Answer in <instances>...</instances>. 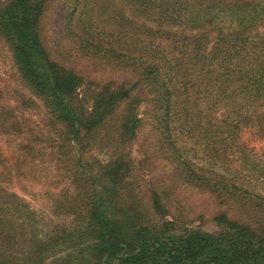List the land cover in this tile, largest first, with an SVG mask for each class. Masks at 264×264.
I'll return each instance as SVG.
<instances>
[{"label": "trees", "instance_id": "1", "mask_svg": "<svg viewBox=\"0 0 264 264\" xmlns=\"http://www.w3.org/2000/svg\"><path fill=\"white\" fill-rule=\"evenodd\" d=\"M47 1L0 0V38L10 47L25 88L46 110L56 132L53 146L57 148V154L61 151L77 154V158L72 157L75 160L71 170L77 177L75 186L81 185L82 189L71 196L68 207L74 216L71 221L75 227H84L87 236L93 238L89 248L85 247L93 260L83 261V264H97L101 260H105V264H264V196L196 171L184 159L181 141L174 132L178 97L181 93L188 94L189 90L198 91L195 83L199 79L190 70L191 66L202 70L215 68L214 79L219 84L215 86L220 95L217 102L220 104L223 96L235 101L225 103L227 114L215 119L214 133L234 132L247 121L254 122L258 131H263L264 1H236L230 5L231 10H240L243 14L236 13L238 17L231 20L232 25L227 30L219 29L216 35L210 36L204 30L201 17L194 18L193 28L184 23L194 4L208 11L220 7L219 4L210 5L211 0H156L159 19L156 24L150 20L137 22L133 13L130 17L119 15L123 20L120 28L109 38L98 34L94 29L97 27L83 20L84 13L94 14L92 8L84 11L89 6L88 0L68 1L67 29L82 48L97 54L104 52L108 59L133 74L129 84L109 83L99 87L90 106L75 94L84 79L53 60L41 40L40 20ZM153 1L128 0V5L139 4L147 9ZM221 1L224 7L225 0ZM75 29L80 32L76 33ZM170 40L172 45L168 43ZM138 42L143 45L140 47ZM179 42L180 49L177 47ZM208 43L211 45L207 46ZM174 46L181 51L180 55L176 54ZM219 68L222 71L218 73ZM239 97L246 105L257 104L260 111L243 113L236 101ZM22 102L35 104L25 98ZM142 102H149L153 107L154 128L164 136L167 148L178 154L175 159L188 181L208 187L212 192L222 189L241 202L246 200L241 206L245 207L246 214L252 212L247 220L220 213L215 216L222 227L218 232L189 229L168 234L138 222V215H132L131 209L123 210L119 218L116 212L121 201L120 189L132 170L128 148L141 120L137 108ZM0 112L7 113L0 129L17 131L19 127L11 119L13 109L2 106ZM254 114L256 121H252ZM43 139L45 137L41 136L37 140ZM101 146L108 149V159L98 163L97 176L95 173L89 177L92 185L94 179L104 182L103 189L110 197L97 191L96 186L91 190L85 187L88 175L78 169L75 171L81 160L78 154ZM9 196L19 215L14 227H39L43 223L39 213L27 201L13 192ZM79 237L76 235L74 240L70 236L67 243L78 245L81 243L77 242ZM30 239L32 256L26 263L42 264L43 254L50 247L45 246L37 235Z\"/></svg>", "mask_w": 264, "mask_h": 264}, {"label": "rangeland", "instance_id": "2", "mask_svg": "<svg viewBox=\"0 0 264 264\" xmlns=\"http://www.w3.org/2000/svg\"><path fill=\"white\" fill-rule=\"evenodd\" d=\"M68 1H47L39 33L50 57L84 79L75 94L90 106L92 96L99 87L109 83L129 84L133 74L128 68L123 69L108 59L104 52L97 54L82 48L67 29ZM103 1L88 0L89 6L84 11L92 8L94 14L84 13L82 18L85 23L97 27L94 29L98 34H105L107 38L119 30L123 21L119 15L130 17L133 13L137 22L150 20L156 24L159 21L156 0L150 2L151 8L147 9L139 4L129 6L128 0ZM236 1L239 2L225 0L223 7L221 0H211L208 2L210 5L219 4L220 7H212L209 11L194 4L189 8L184 26L193 28L192 21L199 16L210 36L216 35L219 29L227 30L232 25L231 20L243 14L240 10H231L230 5ZM75 32H80V29H75ZM107 38L105 41H109ZM168 43L173 44L171 40ZM138 45L141 47L143 43L138 42ZM180 45L179 42V49ZM174 49L177 55L181 54L175 46ZM190 70L199 79L195 83L198 91L189 90L188 94H180L174 124L184 159L206 176L217 177L264 196V129L258 131L254 122L247 121L234 132L214 133L216 128L212 124L215 119L219 120L227 114L225 103L235 101L223 96L225 98H221V103L217 102L220 95H217L219 93L215 86L219 85L214 79L215 68L202 70L191 66ZM221 71L218 70V73ZM24 98L31 99L35 104L22 102ZM236 101L243 113L255 109L260 111L255 103L246 105L242 97ZM2 106L13 109L11 119L19 129L15 132L0 129V264H27L32 256L33 243L30 238L35 235L50 247L43 254L42 264H83V261H92L93 256L85 247L89 248L93 238L87 236L84 227H75L76 224L71 221L74 216L68 207L71 196L82 189L81 185L78 188L75 186L77 177L73 176L71 170L75 160L72 157L77 154L68 151L57 154V148L53 146L56 132L46 110L41 101L25 88L11 49L0 38V110ZM137 111L141 120L128 148L132 170L120 189L121 201L116 212L119 218L123 210L131 209L132 215H138V222L168 234L189 229L218 232L222 227L215 216L220 213L240 220L249 218L252 212L246 214L245 207L241 206L246 200L241 202L222 189L212 192L208 187L188 181L175 159L178 154L167 148L164 136L154 128L151 104L142 102ZM6 116L7 113L0 112V125ZM253 120H257L256 114L252 116ZM41 136L45 139L38 141ZM107 150L106 146L92 147L90 151L78 154L81 160L75 171L78 169L88 175L85 177V187L91 190L96 186L97 191L110 197L103 189L104 182L94 179L92 185L89 177L97 172L99 162L104 163L108 159ZM11 192L18 194L39 213L43 221L39 227H14L18 213L9 196ZM76 235L80 236L77 242L81 243L69 245L68 238L71 236L75 240ZM97 264H105V260Z\"/></svg>", "mask_w": 264, "mask_h": 264}]
</instances>
